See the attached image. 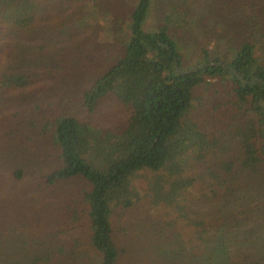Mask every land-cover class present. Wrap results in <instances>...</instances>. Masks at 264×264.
<instances>
[{"label": "rangeland", "instance_id": "rangeland-1", "mask_svg": "<svg viewBox=\"0 0 264 264\" xmlns=\"http://www.w3.org/2000/svg\"><path fill=\"white\" fill-rule=\"evenodd\" d=\"M176 1L152 0L142 28L165 24L163 15ZM179 1L190 8L187 24L174 19L169 29L189 66L200 58L202 46L213 54L221 49L207 38L206 18L217 1ZM132 9L126 0H46L33 26L20 31L10 25L3 36L0 69L24 73L28 82L24 88L0 87V132L8 133L0 139V260L48 252L50 258L40 264H100L101 254L87 241V217H72L74 210L81 214L85 180L47 183L44 175L60 164L53 134L60 116L75 115L100 133L109 129L106 144L119 134L128 111L117 95L103 96L89 111L83 93L123 54ZM197 92L194 116L213 126L229 122V109L214 107L225 99L223 93ZM100 146L90 153L98 163L109 158L107 147ZM241 154L237 139L226 131L204 159L191 157L186 173L199 177L172 204H150L145 192L151 171L139 170L132 183L140 197L110 215L120 250L116 264H264V162L256 172L242 168ZM229 159L236 165L225 173L217 163ZM210 168L227 180L233 176V189L208 174Z\"/></svg>", "mask_w": 264, "mask_h": 264}, {"label": "trees", "instance_id": "trees-1", "mask_svg": "<svg viewBox=\"0 0 264 264\" xmlns=\"http://www.w3.org/2000/svg\"><path fill=\"white\" fill-rule=\"evenodd\" d=\"M126 1L133 3V9L129 31L121 40L124 52L98 73L83 93L89 111L103 96L117 95L128 111L121 133L106 144L103 140L109 129L100 133L75 115L60 116L53 131L60 164L44 175L47 183L77 176L85 180L86 186L79 190L81 216L74 210L72 217H87V241L101 254L100 264H116L120 250L110 215L114 207H129L140 197L132 183L139 170L151 171L145 192L150 204H172L178 203L199 177L186 173L191 157L204 159L226 131L241 149L238 166L256 172L264 162V0H216L215 10L206 18L207 38L221 49L213 54L202 46L200 58L189 66H185L178 40L169 29L174 19L187 24L190 8L186 2H173L163 15L167 22L145 30L142 21L152 0ZM45 2L0 0V48L6 45L2 39L9 26L20 31L33 26ZM27 82L24 73L0 69V87L24 88ZM199 89L225 95L214 107L229 109V122L213 126L201 115L194 116ZM5 137L8 133L0 132V139ZM100 145L107 147L109 158L98 163L90 153ZM217 165L231 173L236 161L221 160ZM208 174L222 181L226 190L233 189V176L227 180L213 168ZM73 203L75 208L79 205ZM49 258L46 252L0 260V264H40Z\"/></svg>", "mask_w": 264, "mask_h": 264}]
</instances>
